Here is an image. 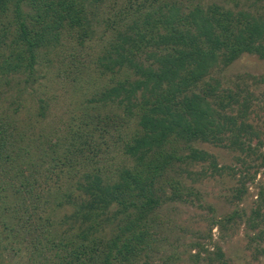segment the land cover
Instances as JSON below:
<instances>
[{"label": "trees", "instance_id": "trees-1", "mask_svg": "<svg viewBox=\"0 0 264 264\" xmlns=\"http://www.w3.org/2000/svg\"><path fill=\"white\" fill-rule=\"evenodd\" d=\"M92 6L90 0H0V84L16 85L17 105L13 114L0 113V264H17L9 260L22 249L29 264L129 263L140 244L148 245L146 219L165 201L196 195L184 173L197 180L191 167L200 162L209 164L203 175L225 169L195 140L238 153V161L256 155L253 139L260 135L248 122L250 101L208 77L245 54L264 58V16L202 6L189 20L160 7L126 30L115 26L125 17L103 21L114 33L107 41ZM64 34L81 45L102 43L94 56L97 83L84 91L78 118L50 129L51 93L31 108L21 99L39 79L43 48L56 49ZM237 105L240 115L233 113ZM104 118L125 130L123 159L112 174L97 161L102 147L94 136ZM262 195L250 214L237 209L226 220L242 217L251 230L261 228ZM258 231L251 241L264 239Z\"/></svg>", "mask_w": 264, "mask_h": 264}, {"label": "rangeland", "instance_id": "rangeland-1", "mask_svg": "<svg viewBox=\"0 0 264 264\" xmlns=\"http://www.w3.org/2000/svg\"><path fill=\"white\" fill-rule=\"evenodd\" d=\"M95 13H98L95 27H105L103 21H111L125 17L124 22L116 27L127 29L139 16L144 18L149 12L155 14L158 8L167 12L174 7L179 14L190 20L197 7L218 6L219 11L227 9L235 16L242 11L253 15L264 16V0H90ZM204 8V9H205ZM94 13V12H93ZM157 16V15H153ZM135 19V20H134ZM123 24H126L123 25ZM112 27L106 30V40L113 39ZM197 33L191 25L188 27ZM64 34L56 49L45 47L39 63L35 67V76L39 79L27 88L21 101L29 108L39 104L51 93V106L47 123L50 129L65 127L73 118H78L80 99L84 97L87 86H96L94 79L98 66L94 60L101 48V42L94 38L84 45ZM111 36V37H109ZM105 40V42H106ZM104 42V44H105ZM101 43V44H100ZM49 50V51H48ZM93 75V76H92ZM10 78L12 76H9ZM219 79L220 87H231L239 91L242 100L248 99L251 106L247 109L248 122L254 124L259 137H254L253 144H258L256 155L248 161H238V153L216 146L210 142L194 141V146L205 149L217 156L219 165L225 166L219 172L211 169L202 174L208 163H197L191 167L195 181L188 173L183 174L187 185L194 187L196 195L189 202L165 201L144 222L143 231L148 235V245L139 246L136 257L131 264H264V239L258 237L261 228L251 230L245 218L235 217L226 220L238 209L241 215L250 214L261 202L264 190V58L258 54H245L229 66L220 65L214 69L208 81L212 84ZM215 80V81H214ZM6 81V80H5ZM91 81V83H90ZM13 83V82H12ZM0 84V113L13 114L17 105L13 104L15 90L11 84ZM88 91V90H87ZM86 91V92H87ZM12 98V100H11ZM25 110H19L22 113ZM243 112L240 105L235 106L233 113ZM112 113L103 112L102 116ZM101 118V117H100ZM99 118V119H100ZM118 119V118H117ZM75 122L79 123V120ZM114 124V125H113ZM104 118L100 123L94 139L99 141L102 151L97 156L99 167L105 172H113L123 156L121 150V134L125 133L117 122ZM46 125V124H45ZM101 128V129H100ZM103 133V134H102ZM124 135V134H123ZM259 138L261 142L259 141ZM247 157L244 158L246 160ZM248 162V163H247ZM250 165V167H246ZM249 169V173L246 169ZM112 174V173H110ZM166 196L172 189L167 185ZM260 196V199H259ZM51 211V210H50ZM264 215V205L262 207ZM246 217V216H245ZM259 248V253H257ZM221 250L223 256L218 258ZM9 261L17 264H29L27 251L22 252ZM124 259V258H123ZM119 259L118 264H129Z\"/></svg>", "mask_w": 264, "mask_h": 264}]
</instances>
